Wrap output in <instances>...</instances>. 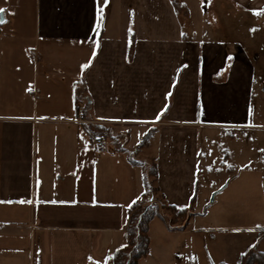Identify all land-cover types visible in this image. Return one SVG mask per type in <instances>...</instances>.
<instances>
[{
	"label": "crops",
	"instance_id": "crops-1",
	"mask_svg": "<svg viewBox=\"0 0 264 264\" xmlns=\"http://www.w3.org/2000/svg\"><path fill=\"white\" fill-rule=\"evenodd\" d=\"M223 1L236 29L185 0L186 22L171 0H0V264L112 261L132 207H187L197 152L171 135L251 127L264 59V0Z\"/></svg>",
	"mask_w": 264,
	"mask_h": 264
},
{
	"label": "rangeland",
	"instance_id": "rangeland-1",
	"mask_svg": "<svg viewBox=\"0 0 264 264\" xmlns=\"http://www.w3.org/2000/svg\"><path fill=\"white\" fill-rule=\"evenodd\" d=\"M185 1L193 6V14H199L195 18L202 17L207 25L232 29L240 26L241 21L232 15L223 0ZM114 2L115 5L106 8L119 10V0ZM177 2L181 18L186 22L182 0ZM249 24L244 20L242 26ZM256 71L249 116L251 127L244 130L205 128L193 131V135L189 131L171 135L180 137L176 140H181L180 155L184 153V139L188 143L191 139L193 153L197 152L193 194L184 207L187 217L183 219L175 218L170 208L161 210L162 204L150 203L160 212L149 224L150 252L140 260L141 264H238L248 246L264 251V236L258 237V231L264 229V59ZM166 144V155L168 149H173L174 156L179 155L178 146L173 142L166 141ZM226 183L227 187L211 203L212 194ZM147 189L145 201L152 187ZM107 262L112 261L109 258L102 264Z\"/></svg>",
	"mask_w": 264,
	"mask_h": 264
},
{
	"label": "trees",
	"instance_id": "trees-1",
	"mask_svg": "<svg viewBox=\"0 0 264 264\" xmlns=\"http://www.w3.org/2000/svg\"><path fill=\"white\" fill-rule=\"evenodd\" d=\"M171 2L176 11L179 12L180 6L177 0H171ZM153 134L154 131L150 130L144 136L140 147H147ZM149 174L157 176L155 165H153ZM147 181L148 179L145 178V186L148 188ZM169 208L175 215V218L183 219L187 217L185 209ZM159 212L158 208L151 204H137L131 208V217L125 231L124 244L114 251L112 256L113 264H139L140 260L148 256L150 252L149 224L155 216L159 215ZM263 236L264 229H261L258 231V237ZM238 264H264V252H260L256 247L251 246L242 254Z\"/></svg>",
	"mask_w": 264,
	"mask_h": 264
},
{
	"label": "built area",
	"instance_id": "built-area-1",
	"mask_svg": "<svg viewBox=\"0 0 264 264\" xmlns=\"http://www.w3.org/2000/svg\"><path fill=\"white\" fill-rule=\"evenodd\" d=\"M107 142L105 134H99L94 138V144L99 150H103Z\"/></svg>",
	"mask_w": 264,
	"mask_h": 264
},
{
	"label": "water",
	"instance_id": "water-1",
	"mask_svg": "<svg viewBox=\"0 0 264 264\" xmlns=\"http://www.w3.org/2000/svg\"><path fill=\"white\" fill-rule=\"evenodd\" d=\"M227 185H228V183H226L222 188H220L219 190H217L216 192H214L212 194V197H211V200H210L211 203H214L215 197L217 196V194H219L222 190H224L227 187Z\"/></svg>",
	"mask_w": 264,
	"mask_h": 264
},
{
	"label": "snow or ice",
	"instance_id": "snow-or-ice-1",
	"mask_svg": "<svg viewBox=\"0 0 264 264\" xmlns=\"http://www.w3.org/2000/svg\"><path fill=\"white\" fill-rule=\"evenodd\" d=\"M0 11H4L3 9H0ZM99 27V25H97ZM229 59H231V57H229ZM84 67H88L87 64L84 65ZM23 202V201H22Z\"/></svg>",
	"mask_w": 264,
	"mask_h": 264
}]
</instances>
